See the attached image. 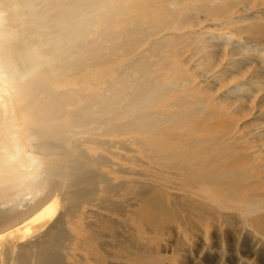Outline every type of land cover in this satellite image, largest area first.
<instances>
[{
	"label": "bare ground",
	"instance_id": "1",
	"mask_svg": "<svg viewBox=\"0 0 264 264\" xmlns=\"http://www.w3.org/2000/svg\"><path fill=\"white\" fill-rule=\"evenodd\" d=\"M121 1L0 0V264H59L53 250L60 246L62 238L58 230L64 217L73 216L78 205L90 204L95 187L100 183H104L105 195H111L112 186L96 171L99 161L85 164L83 159L88 158V155H77L79 149L83 151L82 145L88 143L92 147H101L112 140H101L100 137L134 134L146 136L152 144L157 143L153 146L144 139L135 138L134 141L141 145L143 152L161 148L169 151L172 150L169 147L171 143L186 140L187 134L175 128L178 119L161 111L175 108L181 112L200 101L193 100V95H177L176 100H167L166 96L172 87L180 86L181 83L176 85L175 82L165 81L164 71L176 67L172 66V59H150L171 43L167 44V37L154 40L147 48L148 54L138 52L129 62L120 64L112 80L105 81L106 87L101 88V91L94 88L95 74L101 71L103 63L114 57H127L147 37L139 27L140 16L132 13L133 6L123 5ZM167 1L172 4L170 0ZM235 3L241 4L239 1ZM172 7L176 11L168 16L176 30L175 14L178 6L172 4ZM243 7L245 11L250 9L247 4ZM226 8L219 7L221 11ZM121 11L129 12L127 19L135 22V28L122 29L118 36H114V32L110 31L111 19ZM235 18L230 17L226 21L216 18V21L223 26L236 23ZM239 21H242V16H239ZM155 22L158 27L161 19ZM262 28L251 34L264 35ZM233 32L239 35L235 40L236 48L240 47L242 52L248 51L259 57L260 63L264 65V42L252 39L245 31ZM233 32L208 33V36L214 40L233 41ZM241 33L245 34L246 39ZM112 38L117 39V42H112ZM185 38L191 39V36ZM211 45L215 46V42ZM217 60L218 65H221L222 59ZM238 60L232 62L233 66L246 63V60ZM212 62L215 63V59ZM84 72L89 75L86 82L81 76ZM226 76L224 68L217 79L221 82L227 79ZM185 80L192 82L193 79ZM263 86L262 81L259 88ZM243 87L246 86L231 85L227 92L237 93L233 97L234 107L246 111L239 96ZM158 103L163 105V109L154 108ZM225 104L228 107L230 102ZM257 105L264 117V94ZM247 108L252 107L248 105ZM166 121L170 123L164 125ZM230 127H224L225 133L231 131ZM257 131L254 141L260 143L254 147L260 150L264 148L261 143L264 141V129ZM80 134L88 137H77ZM176 150L179 149L175 148L171 154H175ZM199 164L170 162L171 168L181 169L189 175L200 172ZM259 170V177L263 178L259 182L264 183V164ZM205 180L212 187L230 195L240 188L236 181H223L211 176L205 177ZM194 182L200 186L202 179L196 176ZM155 197L152 199L153 208L157 212H167L163 200ZM45 200L49 202L44 204ZM244 205L249 211L247 214H258L257 219L264 218L263 193L250 195Z\"/></svg>",
	"mask_w": 264,
	"mask_h": 264
},
{
	"label": "rangeland",
	"instance_id": "2",
	"mask_svg": "<svg viewBox=\"0 0 264 264\" xmlns=\"http://www.w3.org/2000/svg\"><path fill=\"white\" fill-rule=\"evenodd\" d=\"M170 1L178 6L176 30L169 21L171 12L176 11L169 1H121L123 5L133 6L132 13L140 16L138 24L147 37L127 57H114L103 63L101 71L95 74L94 88L101 91L106 87L105 81L112 80L120 64L129 62L138 52L148 54L147 48L152 42L167 37V44L171 43L159 55L150 57L172 59V66L176 67L164 71L165 81L175 82L176 85L181 83L172 87L167 100L172 102L178 96L193 95V100L200 101L185 111L181 110L182 114L175 108L161 111L178 119L175 128L187 134L184 136L186 140L171 143L169 147L172 150L169 151L161 148L143 152L135 138L144 139L153 146L157 143L152 144L146 136L134 134L100 137L101 140H112L101 147H92L88 143L82 145L83 151L79 149L77 155H88L83 159L85 164L99 161L96 171L112 186L113 192L105 195L104 183L98 184L90 204H80L73 216L64 217L58 230L62 240L60 246L53 250L59 264H264V218L257 219L258 214H247L249 211L244 205L250 195L264 194V183L259 182L263 179L259 177V169L264 164V148L259 150L254 147L260 143L254 141L255 133L264 129V117L257 107L259 98L264 94V86L259 88L264 82V65L259 57L236 48L235 40L239 35L233 32L245 31L252 39L264 42V35L251 34L261 30L262 26L264 29V0H243L244 3L240 0H225L224 3L223 0L218 3L210 0ZM238 1L241 4L235 3ZM244 4L250 9L245 11ZM222 6L228 8L221 11L219 7ZM128 15L129 12L121 11L113 16L110 31L114 32V36H118L122 29L135 28V22L128 20ZM239 16H242V21H239ZM230 17H237L236 23L221 26L216 21V18L226 21ZM157 19H161L158 27L155 25ZM216 32H233L235 38L233 41H221L208 36V33ZM190 36V40L185 38ZM241 36L246 39L244 33ZM112 42H117V39L112 38ZM214 42L215 46L211 45ZM118 53L121 54V51ZM217 59H222L221 65H218ZM238 59L246 60V63L233 66ZM224 68L228 77L219 82L217 76ZM81 76L86 82L89 75L84 72ZM185 79L193 80L189 82ZM193 81L196 83L193 84ZM236 84L246 86L239 95L246 111L234 107L233 97L237 93L227 92L231 85ZM226 102L232 106L229 104L226 107ZM248 105L252 108H247ZM154 108L163 109V105L158 103ZM169 123L166 121L164 125ZM225 126H231V131L225 133ZM261 143L264 144V141ZM175 148L179 150L171 154ZM172 161L199 162L200 172L189 175L181 169L171 168ZM196 176L202 179L200 186L194 182ZM208 176L236 181L239 191L231 195L219 191L206 182L205 177ZM155 196L163 200L166 214L153 208L152 199H156ZM48 202L45 200L44 204Z\"/></svg>",
	"mask_w": 264,
	"mask_h": 264
}]
</instances>
